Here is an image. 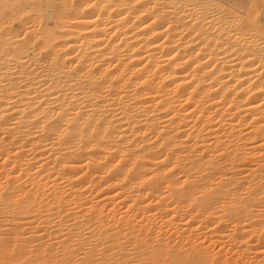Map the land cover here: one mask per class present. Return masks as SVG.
Instances as JSON below:
<instances>
[{
    "label": "bare ground",
    "instance_id": "1",
    "mask_svg": "<svg viewBox=\"0 0 264 264\" xmlns=\"http://www.w3.org/2000/svg\"><path fill=\"white\" fill-rule=\"evenodd\" d=\"M44 1L0 14V264H264L255 0Z\"/></svg>",
    "mask_w": 264,
    "mask_h": 264
},
{
    "label": "rangeland",
    "instance_id": "2",
    "mask_svg": "<svg viewBox=\"0 0 264 264\" xmlns=\"http://www.w3.org/2000/svg\"><path fill=\"white\" fill-rule=\"evenodd\" d=\"M252 4L255 6V9L258 10V16L263 18V16H264V0H259L258 2L255 0ZM44 5H45L44 0H0V14L1 13L4 14L7 12V10L9 11L11 8L14 9V8H17L18 6H24L25 8H26V6H28V9L30 10V12H32V13H37V12L40 13L41 12L42 13L44 11V9H43ZM29 6H30V8H29ZM7 7H9V8H7ZM13 9H11V10H13ZM31 9L34 12L31 11Z\"/></svg>",
    "mask_w": 264,
    "mask_h": 264
}]
</instances>
